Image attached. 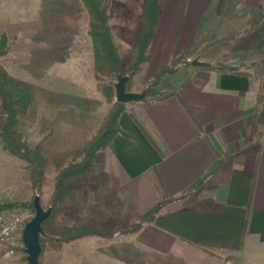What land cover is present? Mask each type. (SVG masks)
<instances>
[{
  "label": "crops",
  "instance_id": "1",
  "mask_svg": "<svg viewBox=\"0 0 264 264\" xmlns=\"http://www.w3.org/2000/svg\"><path fill=\"white\" fill-rule=\"evenodd\" d=\"M144 1H110L109 24L121 48L133 43ZM158 4L141 73L149 80L182 56L190 65L182 78L166 79L173 81L169 90L161 87L173 96L127 105L124 134L72 181L62 222L119 231L163 199L172 201L137 233L51 243L55 261L48 264H264V78L257 68L264 59V0ZM81 11L88 13L82 0H0V32L23 18H45L46 27L48 18ZM223 32L235 34L232 45L242 49L234 58L216 55ZM196 59L206 65H192ZM221 61L238 69L223 70ZM87 106L78 119L56 120L53 140L40 141L59 169L98 130Z\"/></svg>",
  "mask_w": 264,
  "mask_h": 264
},
{
  "label": "rangeland",
  "instance_id": "2",
  "mask_svg": "<svg viewBox=\"0 0 264 264\" xmlns=\"http://www.w3.org/2000/svg\"><path fill=\"white\" fill-rule=\"evenodd\" d=\"M23 19L25 20L23 24H12L8 28L9 31L3 34L6 36L7 41L3 49L4 53L0 56V65L6 69L13 80L24 85L31 94L30 107L26 114L19 117L18 122L19 129L28 147L31 149L39 148L41 151V139L44 138L48 142L53 140L54 129L51 128L53 123L56 120L65 119L66 116L69 119H78L83 113L81 106L88 105L90 110H95L93 113H88V115L90 118L96 116L93 120L98 124V130L71 154L67 166L75 160V153L80 151L97 134L108 115L106 112H109L111 106L117 102L116 94L112 103H109L99 91H93L95 58L93 42L88 33L90 21L88 13L81 11L76 17L48 18L50 20L45 23L46 27L43 25V20H47L45 18L28 17ZM226 27L222 26L221 30ZM1 34L2 32H0V37ZM220 35H222V42L216 44L218 47L216 55L219 59L222 57L225 60L234 58L241 53L242 49L233 46L230 40L232 35L235 34L223 32ZM130 48L122 49L129 50ZM185 58L182 56L175 59L174 61H179L176 71L161 77L157 87L161 96L171 93L161 90V87L169 90L168 88L173 84V81L170 83L166 79L175 74H178L176 78L183 77L184 71L182 68L190 65L189 62L184 60ZM221 62L222 64L219 66L223 70L238 69V67L226 61ZM145 65L128 84V91L138 86L139 93H142L146 85L154 80L157 74L147 80L146 74L141 73ZM128 67L129 64H126L125 68ZM257 68L263 73L261 74L264 78V59L257 64ZM163 79L164 83L162 82ZM94 84L96 86L97 81ZM88 86L90 87L88 88ZM150 100L156 99L150 97L145 102ZM133 102L125 104L126 109L127 105ZM261 104L264 108V96ZM106 148L99 150L97 153L106 150ZM44 158L52 162L58 173L66 167L59 169V166L51 159L45 156ZM81 159L82 156L77 158L78 161ZM29 168L27 161L5 151L0 140V205L6 206L0 213L5 214L7 217L23 210L33 211L35 214L34 207H32L35 194ZM49 178L54 180L56 175H50ZM53 191L54 183H47L41 195V202L45 209L50 204ZM131 224H127L119 231H113L122 232ZM120 235L124 234L116 236ZM55 241L61 240H57L54 236H42L41 264H45L46 258L47 264L54 263L56 246L51 245V243ZM70 252L69 250V255H71ZM49 254H52V259L49 258ZM26 258V248L21 237L15 247L14 256L0 262V264H28Z\"/></svg>",
  "mask_w": 264,
  "mask_h": 264
},
{
  "label": "trees",
  "instance_id": "3",
  "mask_svg": "<svg viewBox=\"0 0 264 264\" xmlns=\"http://www.w3.org/2000/svg\"><path fill=\"white\" fill-rule=\"evenodd\" d=\"M110 1L82 0L90 18L88 33L93 42L94 76L98 91L107 102L112 103L115 95L114 85L119 77L126 76L128 78L126 82L128 91V84L142 66L149 62V47L155 35L161 8L158 0L144 1L143 14L133 44L129 50H123L119 47L109 24ZM6 41V36L2 35L0 37V56L4 53ZM126 64H129L128 68H125ZM178 64L179 61L176 60L170 66L160 69L154 80L149 82L142 91L145 92L142 101L150 97L162 100L174 95L171 92L161 96L157 87L161 77L165 74L174 73ZM30 99L29 90L21 83L13 80L6 69L0 65V140L3 149L29 163L34 194L35 197L40 198V201L46 184L54 183L50 204L47 209L43 207L45 210L51 209V213L42 223L44 229L42 236L49 235L56 237L57 240L73 241L91 236L110 238L118 234L137 233L143 225L154 222L161 209L172 201L170 198L163 199L162 202L143 214L139 221L132 223L122 232H115L106 228L65 225L62 222V217L71 193L72 181L85 175L93 167L95 155L99 150L108 147L116 136L124 134L120 126V117L126 111V105L118 101L113 104L97 134L80 151L75 153V160L58 173L52 162L44 158L39 148L31 149L28 147L19 129V117L27 113L30 107ZM81 156L82 159L78 161L77 158ZM50 175H56V178L51 180ZM5 207V205H0V212ZM247 222L245 227H247ZM42 236L40 237L41 246ZM42 251L39 264H41Z\"/></svg>",
  "mask_w": 264,
  "mask_h": 264
},
{
  "label": "water",
  "instance_id": "4",
  "mask_svg": "<svg viewBox=\"0 0 264 264\" xmlns=\"http://www.w3.org/2000/svg\"><path fill=\"white\" fill-rule=\"evenodd\" d=\"M194 66H204L205 63L200 62L198 59L192 61ZM128 78L126 76L119 77L115 83L116 101L127 104L133 101H141L145 97V92H130L126 89V82ZM35 210L34 219L27 223L23 233L22 239L26 248L28 264H39L42 246L40 243V237L44 234L42 223L49 217L51 209L45 210L41 205L40 198L35 197L33 202Z\"/></svg>",
  "mask_w": 264,
  "mask_h": 264
},
{
  "label": "built area",
  "instance_id": "5",
  "mask_svg": "<svg viewBox=\"0 0 264 264\" xmlns=\"http://www.w3.org/2000/svg\"><path fill=\"white\" fill-rule=\"evenodd\" d=\"M35 217L33 211L23 210L7 217L0 213V262L15 254V247L27 223Z\"/></svg>",
  "mask_w": 264,
  "mask_h": 264
}]
</instances>
